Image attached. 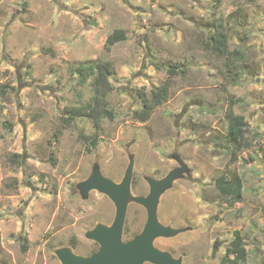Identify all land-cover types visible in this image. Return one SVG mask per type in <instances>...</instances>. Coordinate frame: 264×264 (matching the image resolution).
Returning <instances> with one entry per match:
<instances>
[{
  "label": "rangeland",
  "instance_id": "1",
  "mask_svg": "<svg viewBox=\"0 0 264 264\" xmlns=\"http://www.w3.org/2000/svg\"><path fill=\"white\" fill-rule=\"evenodd\" d=\"M219 24L223 56L205 45ZM117 29L126 39L107 45ZM97 61L114 68V118L62 125L70 107L96 96L92 76L79 84L73 67ZM173 64L168 99L138 121V93L160 85ZM230 105L245 117L249 143L233 162ZM176 156L188 170L160 195L157 217L185 230L154 245L182 264H220L239 230L244 264H264V0H0V264H60L63 246L96 251L85 232L109 225L114 205L96 190L82 198L77 184L94 166L119 182L133 158L131 193L145 196V177H164ZM222 173L242 180V201L232 207L215 187ZM145 219L130 200L123 240Z\"/></svg>",
  "mask_w": 264,
  "mask_h": 264
},
{
  "label": "water",
  "instance_id": "2",
  "mask_svg": "<svg viewBox=\"0 0 264 264\" xmlns=\"http://www.w3.org/2000/svg\"><path fill=\"white\" fill-rule=\"evenodd\" d=\"M208 105L207 103H202ZM175 160L177 166L172 168L164 177L154 178L146 176L149 191L147 195H132L131 177L133 158L125 169L119 182L102 175L97 166L91 169L90 174L77 184L82 198H87L89 191L96 190L106 195L114 205V217L107 225L96 223L85 232L86 238L96 242L98 248L89 255H81L63 246L56 250L60 264H182L181 258L173 257L168 251L154 245L158 237H172L185 230L184 227H172L162 224L157 217V206L160 195L173 182L187 172V165L179 157ZM132 200L140 204L146 212L143 228L132 238L123 240V226L128 202Z\"/></svg>",
  "mask_w": 264,
  "mask_h": 264
},
{
  "label": "trees",
  "instance_id": "3",
  "mask_svg": "<svg viewBox=\"0 0 264 264\" xmlns=\"http://www.w3.org/2000/svg\"><path fill=\"white\" fill-rule=\"evenodd\" d=\"M220 0H215V3H219ZM214 32L210 35V38L206 40V48L213 52L216 56H223L226 54V35L222 26L215 25ZM126 35L121 30H114L110 35L106 37V44L113 45L114 43L125 40ZM235 54H239L238 51H233ZM237 57V56H235ZM233 62V61H232ZM235 62L229 65V69ZM178 64L171 65V69L168 71L167 78L157 87L150 89L149 94L145 92H139L141 100V106L139 109L132 111V116L140 122H145L149 119L153 110L164 103L169 97V91L171 88V76L176 74ZM184 72V70H180ZM73 72L78 75L77 82L84 84L89 77L92 76L93 84L95 86L96 96L92 97L85 105L70 107L66 115L62 119V125L69 126L75 118L88 117L95 121L101 118H108L112 120L114 118V112L108 108L107 96L112 90L110 78L114 74V68L109 61H97L95 63L86 65H77L73 67ZM8 88L2 87L3 94L6 93ZM227 120V133L226 138L231 147H227L230 152V160L236 161L238 153L249 146L244 130L247 126L245 117L240 114H235L231 105L227 108L225 113ZM4 124H8L5 122ZM96 139L93 138L90 143L94 144ZM18 156V155H16ZM215 187L219 194L229 198V206H233L235 203L242 201V180L238 176L228 178L226 174L222 173L215 178ZM123 234L128 236L129 229L124 227ZM21 249L25 251L27 249V239L23 237V244ZM247 250L244 245L243 236L239 230H234L231 240L226 246L223 255L221 256L220 264H244L247 258Z\"/></svg>",
  "mask_w": 264,
  "mask_h": 264
}]
</instances>
